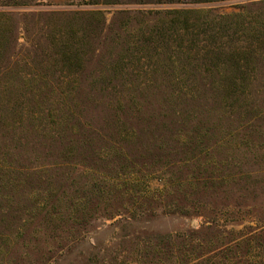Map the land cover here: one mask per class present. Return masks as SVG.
Instances as JSON below:
<instances>
[{
	"label": "rangeland",
	"instance_id": "obj_1",
	"mask_svg": "<svg viewBox=\"0 0 264 264\" xmlns=\"http://www.w3.org/2000/svg\"><path fill=\"white\" fill-rule=\"evenodd\" d=\"M190 2L0 0V264H172L154 236L209 223V208L170 211V200L186 206L194 166L169 102L195 89L183 107L211 134L204 167L219 165L238 141L219 138L242 117L217 109L223 93L209 89L234 79L250 116L263 113L264 0ZM133 101L139 110L114 126L111 109ZM61 120L75 129L58 138ZM124 124L132 137L115 135ZM225 189L210 208L243 197L264 216V184ZM231 209L221 229L254 227Z\"/></svg>",
	"mask_w": 264,
	"mask_h": 264
},
{
	"label": "trees",
	"instance_id": "obj_2",
	"mask_svg": "<svg viewBox=\"0 0 264 264\" xmlns=\"http://www.w3.org/2000/svg\"><path fill=\"white\" fill-rule=\"evenodd\" d=\"M90 1V5L113 4V0H103V2L101 0ZM215 1L217 0H191L190 3L200 4ZM73 57H75V54ZM65 62L70 64V60L68 59H65ZM235 81L232 79L227 84L223 83L215 87L210 86L211 88L209 89L210 92L216 93L217 91H221L223 93L224 97L222 101H218L217 109L234 112L235 115L237 114L242 117V122L235 128L236 131H239L238 133L234 135L228 132L222 138H219L222 141L220 147L231 145V142L236 138L238 140L235 143L236 148H231V153L228 152L219 159V165L214 163L212 166L209 164L208 168L204 167L202 156L206 155L208 149L207 143L211 134L205 126L206 122L199 119L195 122V118L192 116L193 113H190L187 109L184 110V107L187 106L186 102H191V98H193L188 97V95H192L195 89L186 92L182 88H177L173 95L175 98L174 106L169 102L171 106H169L171 108L170 112H173L176 119L174 120V124L178 125L177 134L180 133L183 145L188 146L186 150L188 155L187 161L191 162L194 166L186 181L187 188L189 189V192L186 194V197H189L187 204H185L186 206L180 208L175 204L176 201L173 203L170 200V211L186 215H188L189 210L199 212L209 208L211 211L208 214L210 216L209 223L203 226V229L200 231L154 236L156 247L168 249L169 262L172 261V264H264V216H260L257 211L255 212L256 206L249 209L247 206L245 207L243 197H240L242 202H236L233 206L227 204L221 208H217L216 205L210 208L211 204L205 200L206 198L216 196V194L219 195V193L226 195L225 185L229 182L237 183L240 187H246L249 191L254 189V186L258 184H264V133L258 130L259 121L264 119V111L263 113L260 112L250 116V103L241 100L244 87ZM118 104L121 105L119 106V111L111 109L112 114L110 116L113 118L112 122L114 126L123 120L120 118L122 115L126 120V114L129 109L139 110L138 103L135 101L131 102L130 105H126L125 103ZM10 105L11 112L21 115L22 104L19 100H13ZM178 107H181L183 111L177 110ZM208 110L212 111L213 108H209ZM229 116L227 118H230ZM125 125H123L124 128L121 130H116V136L119 137L121 134H124L126 136L131 135L132 137L134 133L133 128L127 125L125 127ZM74 127L73 124L69 126L67 120L59 121L57 129L58 138H61L62 134L66 133L68 129H75ZM245 160L258 164L257 169L248 171L247 173L233 170L235 167L241 166V162ZM213 170L217 172L214 174L215 176L212 174ZM241 203L244 207H242ZM230 208H232L231 211L237 220L243 219L245 215L246 217H251L254 227L236 232L221 229L223 225H219L218 222H220L222 217L229 215L227 212Z\"/></svg>",
	"mask_w": 264,
	"mask_h": 264
}]
</instances>
